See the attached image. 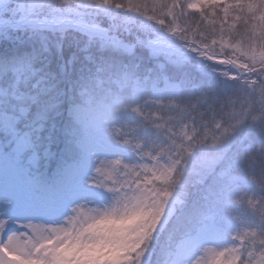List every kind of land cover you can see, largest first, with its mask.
I'll return each instance as SVG.
<instances>
[{"label":"snow or ice","instance_id":"6c2138e0","mask_svg":"<svg viewBox=\"0 0 264 264\" xmlns=\"http://www.w3.org/2000/svg\"><path fill=\"white\" fill-rule=\"evenodd\" d=\"M48 57L87 69L63 157ZM0 112V264H264V0H0Z\"/></svg>","mask_w":264,"mask_h":264},{"label":"trees","instance_id":"16d2710c","mask_svg":"<svg viewBox=\"0 0 264 264\" xmlns=\"http://www.w3.org/2000/svg\"><path fill=\"white\" fill-rule=\"evenodd\" d=\"M117 11L122 12V10ZM143 19L145 18L138 17L136 22L144 24ZM20 39L23 40L25 37L21 36ZM38 67L40 74L47 79L40 81L35 88L29 86L30 92L38 95V102L33 108V114L28 118L27 128L39 146L51 147L58 156L63 157L69 138L75 128L71 116H66V110L81 102L79 91L83 75L86 74L87 69L78 66L65 72L60 68V62L55 61L52 57L42 59ZM201 73L205 79L215 84L235 83L209 68L199 67L192 72L196 76ZM33 83L36 82L33 81ZM13 104L14 102H7L4 107L11 112L13 111ZM226 237L225 234L223 238Z\"/></svg>","mask_w":264,"mask_h":264},{"label":"rangeland","instance_id":"374dc122","mask_svg":"<svg viewBox=\"0 0 264 264\" xmlns=\"http://www.w3.org/2000/svg\"><path fill=\"white\" fill-rule=\"evenodd\" d=\"M143 22H144V24L149 25V26L154 23L152 21L147 20L146 18L143 19ZM143 22L141 21V23H143ZM169 39H174V38L169 37ZM177 50L180 53H182L183 55H185V56H192L191 63L195 62L194 64L195 65L197 64V66H199V65H208V64H205L204 61L201 60L200 58H197L193 54L188 53L186 49L178 48ZM208 67H211V66H208ZM208 67H202V68H208ZM222 67L223 66L215 65V67H213V68H222ZM228 70L229 71H235L233 69H228ZM215 72H217L220 76H223L221 74V72H219V71H215ZM71 109H72V106L69 107L68 110H66V116H68V117L71 116L72 120L74 121ZM0 119L4 120L6 124H10L12 122V117L4 115L2 112H0ZM5 130H7V129H5ZM211 242L216 243V245L219 247V246H223L224 244L228 243L229 242V238H221V239L214 240V241H211ZM204 257H205V261H207L208 259L211 258V253H205Z\"/></svg>","mask_w":264,"mask_h":264},{"label":"water","instance_id":"95a60500","mask_svg":"<svg viewBox=\"0 0 264 264\" xmlns=\"http://www.w3.org/2000/svg\"><path fill=\"white\" fill-rule=\"evenodd\" d=\"M235 70V69H234Z\"/></svg>","mask_w":264,"mask_h":264}]
</instances>
